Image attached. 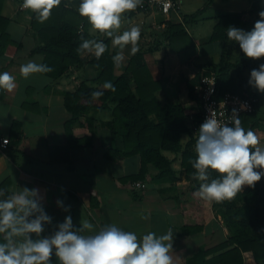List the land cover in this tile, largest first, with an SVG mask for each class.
I'll return each instance as SVG.
<instances>
[{"label": "crops", "instance_id": "obj_1", "mask_svg": "<svg viewBox=\"0 0 264 264\" xmlns=\"http://www.w3.org/2000/svg\"><path fill=\"white\" fill-rule=\"evenodd\" d=\"M216 1L206 0L202 7H196L189 15L201 12V20L205 19L203 12L215 9ZM178 2L179 12L174 15L181 19L184 16L182 10L188 5L186 0ZM21 4L22 0H4L1 6L3 14L10 18L8 31L13 42L0 57V73L7 71L15 76L17 86L11 93L2 90L3 95L0 90V140L9 138V143L0 149V183L8 179L11 192L23 187L40 190L44 197L43 207L53 218L52 224L45 226L44 236L50 235L55 226L62 223L68 215H71L76 228L80 227L81 219H87L94 224V230L115 223L138 236L148 232H155L159 236L171 228L174 264H220L217 256L231 247L228 245L230 233L223 218V207L221 203L214 205V202L209 203L193 195L194 184L186 177L180 155L171 151L164 152L173 160L176 180H154L152 176L156 169L149 165L145 178H140L147 179L148 186L140 190L133 187L132 182L135 180L131 179V176L140 172V156L135 154L119 157L116 153L114 156L109 153L111 147L122 145L121 140L115 138L108 127L100 125L102 120L111 118L110 109L89 112L87 116L94 118L90 125L85 115L79 121H70L71 113L65 106L64 92L74 90L82 80L96 78L98 70L93 65L84 63L60 79H53L48 73L33 74L27 79L20 75L21 65L29 61L42 63L44 59L43 54L31 52L38 41L29 28L32 13L22 9ZM251 4L252 0H248L244 7H240L239 0H232L224 8L216 9L219 14L242 11L246 15ZM140 13L141 16L144 15L141 17L144 20L142 19L140 27L139 44L149 47L150 44L146 42L150 41L148 34L155 33L157 41L159 28L155 24L166 18L158 12ZM137 14L139 13L133 11L126 13V16L134 17ZM218 15L211 17L217 21ZM201 20L191 24V27L197 26ZM188 30L190 32L189 27ZM190 35L195 41L191 32ZM210 36L211 33L199 37L196 44L201 47L205 43L215 42L220 45L221 50L220 42L210 41ZM162 47H166L165 44L148 51L145 56L154 77L162 84L157 97L165 102L171 100L169 94H179L182 87L184 91L187 90L186 82L196 74V65L190 68L194 59L192 56L202 54L203 50L200 48L196 53L194 49L192 56L169 70L166 66H160L159 59L154 56V51ZM130 49L131 47L124 49L125 59L117 67V74L122 72L131 56ZM90 55L82 54L83 59ZM182 103L189 114L199 111L198 103L189 96ZM258 114L264 116L262 96ZM254 131L264 143V126L257 127ZM68 133L74 144H71ZM260 183L264 185V177ZM57 201L70 206V212L59 207ZM242 254V264H259L251 250ZM52 260L53 264H59L54 255Z\"/></svg>", "mask_w": 264, "mask_h": 264}, {"label": "trees", "instance_id": "obj_2", "mask_svg": "<svg viewBox=\"0 0 264 264\" xmlns=\"http://www.w3.org/2000/svg\"><path fill=\"white\" fill-rule=\"evenodd\" d=\"M0 0V57L6 52L13 39L8 31L10 18L3 14ZM212 1V0H211ZM80 0H63L62 4L53 10L51 17L44 23H39L32 13L29 28L37 38L38 44L32 53L44 55L42 64L53 69L48 74L53 79L69 75L84 63L93 65L98 75L93 80H82L74 90L64 92L65 106L71 113V122L79 121L86 116L89 125L94 118L88 117L91 111L97 112L110 109L111 118L102 120L100 125L108 127L115 138L121 140V147H111L109 153L119 157L139 155L141 168L132 180L145 178L149 165L156 169L152 178L156 181H174L177 179L173 160L165 155L171 151L180 155L181 166L186 177L194 184V191L199 188L200 181L194 179L195 169L190 161L196 158L195 144L198 135L194 132L193 119L180 100L161 102L157 92L162 88L161 81L156 79L146 60V53L165 44L170 51L179 52L194 45L188 26L201 20L200 13L185 15L181 19L174 13L165 22L164 27L157 29V42L153 48L139 44V51L129 57L122 72L116 73L117 66L113 56L119 51L112 46L108 37L91 33L87 20L80 17L77 8ZM67 5V6H65ZM263 10V0H252L251 8L245 15L242 11L226 12L216 16L210 41L221 44L220 58L217 61L205 63L195 76L186 82L190 99L195 100L200 107V92L196 88L203 72L213 71L218 77L219 92L248 95L256 99L255 111L244 114L240 119L246 130H255L264 126V116H259L261 94L252 90L249 85L250 72L258 69L254 60L247 58L239 44L227 37L229 26H235L244 31H251L260 19L258 13ZM81 28L83 31H81ZM84 39L102 40L107 44L106 52L96 59L93 55L83 59L77 48ZM106 81H111L115 92L103 88ZM100 91L103 94L93 99L91 93ZM2 95L3 91L1 90ZM1 95V94H0ZM23 105L26 106L24 103ZM194 117L199 121L200 113ZM247 123V125H245ZM68 130V129H67ZM68 137L72 143V139ZM217 178L216 173L210 174ZM0 189L11 193L9 180L0 183ZM218 203L214 202V205ZM223 218L229 228V249L217 256L220 264H242L243 252L251 250L259 264L264 261V185L260 181L254 188L245 186L231 201L221 203Z\"/></svg>", "mask_w": 264, "mask_h": 264}, {"label": "clouds", "instance_id": "obj_3", "mask_svg": "<svg viewBox=\"0 0 264 264\" xmlns=\"http://www.w3.org/2000/svg\"><path fill=\"white\" fill-rule=\"evenodd\" d=\"M62 2L22 0L21 8L44 23ZM140 6L142 0H80L78 5L77 12L87 20L91 31L111 38L112 46L119 49L112 58L117 67L125 59L126 47L131 46L132 55L139 51L140 28L133 26L122 33L120 29L124 14ZM258 15L260 19L251 31L235 26H229L227 31L228 39L237 42L244 55L252 60L264 58V10ZM81 40L77 48L80 54H91L99 59L107 50L102 40L83 36ZM52 71L51 67L36 61H29L19 69L24 79ZM248 83L264 93V64L251 70ZM16 86L15 76L7 71L0 73V90L11 93ZM103 88L116 91L111 81H106ZM102 94L100 91L91 93L93 99ZM245 109L246 105L241 104L240 109L232 110L231 126L218 120L215 110H210L211 115L200 125L196 158L190 161L195 169L193 178L201 182L193 193L195 197L209 203L231 201L245 186L254 188L264 177V143L255 131L242 127L238 112ZM8 143L4 139V144ZM213 172L217 178L210 179ZM43 198L37 188L23 187L11 193L0 189V264H53V255L59 264H174L171 228L159 236L155 232L138 236L115 223L94 230V224L87 219H81L80 227L76 228L68 215L50 235H42L53 219L43 207ZM57 204L70 212V206H64L62 201Z\"/></svg>", "mask_w": 264, "mask_h": 264}, {"label": "built area", "instance_id": "obj_4", "mask_svg": "<svg viewBox=\"0 0 264 264\" xmlns=\"http://www.w3.org/2000/svg\"><path fill=\"white\" fill-rule=\"evenodd\" d=\"M179 2L178 0H142V6L137 9L145 13L158 12L164 16V20H167L172 16L173 13L179 12ZM165 22L155 24L157 28L163 27ZM196 88L200 92V118L196 121L194 113H190V118L193 119L194 123L192 128L194 132L198 135V130L200 125L205 121L207 117L211 115L210 110L216 111V118L222 123H227L231 126L230 116L232 115V110L234 108L240 109L241 104L246 105L245 110H240L238 112L239 118L244 114L251 113L255 111V101L256 99L248 95H241L233 93L231 91H225L223 93L219 92L218 77L213 71L203 72L200 76L199 82ZM223 113V115H221ZM4 139L9 141V138H2L0 140V149L4 148ZM133 187L143 190L148 186L147 179H137L132 182Z\"/></svg>", "mask_w": 264, "mask_h": 264}, {"label": "rangeland", "instance_id": "obj_5", "mask_svg": "<svg viewBox=\"0 0 264 264\" xmlns=\"http://www.w3.org/2000/svg\"><path fill=\"white\" fill-rule=\"evenodd\" d=\"M190 1L192 2L191 5L189 4ZM247 1L248 0H239L240 7H244L245 4H247ZM205 2H206V0H186L185 3H187L188 7L187 6L184 7V9L182 10V14L184 16L191 14L193 9H196V7H202ZM231 2H232V0H226L225 2H224V0H217L215 9L211 8V9H207L203 12V17L205 19L201 20L197 24V26H193V27H191V25L188 26L190 29V32L192 33L193 38L195 40L193 46L182 50L181 53L172 52V54H170V53H168V52H170V50L167 46L162 47V48L154 51V56L159 59V65L160 66H166V68H168L169 70H173L175 65L182 62V60L187 59L188 57L192 56L195 53V51H196V53H198L200 48H202V50H203L202 54H199L196 57L194 54L192 56V58H194V59L192 60V63H190V68H193V66L196 65L194 67L195 73H197V71L201 68V66H203V64L205 62L217 61L220 58V45L218 43L212 42L210 44L205 43L201 47H199L196 44V39H198L199 37H203L205 35H209L211 33L213 25L216 23V19L214 17H211V16L218 15L219 12L217 11V9L224 8L226 5H228V3H231ZM135 11L138 12L139 14H137L134 17H129V16L127 17L126 13L124 14V16L122 18V28L120 29L121 33L124 30H127L133 26H136L139 28L142 26V19L144 20V18H141V17H144V15L141 16V13H140L141 11H139L138 9H136ZM158 17H159V19H161L160 15H158ZM158 21H160V20H158ZM89 29L91 30V27ZM147 38L150 39V41H146L147 44H150L149 48H153L154 44H156V42H157L155 33L152 32V35L148 34ZM128 47H131V46L129 45ZM126 48H125V50H126ZM194 49H195V51H194ZM254 63L259 68V66L261 64H264V58H261L259 60H254ZM251 89L256 90L252 86H251ZM259 93L262 95V97H264V93H261V92H259ZM187 96H188L187 90L184 91V87H182L179 94H177L175 92L169 94V99L175 100V101L180 100L181 102H183L185 97H187Z\"/></svg>", "mask_w": 264, "mask_h": 264}]
</instances>
